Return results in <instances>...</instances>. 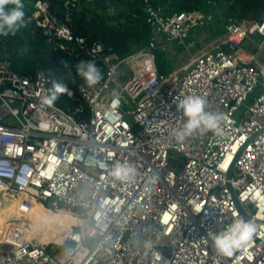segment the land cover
I'll list each match as a JSON object with an SVG mask.
<instances>
[{"label": "built area", "instance_id": "built-area-1", "mask_svg": "<svg viewBox=\"0 0 264 264\" xmlns=\"http://www.w3.org/2000/svg\"><path fill=\"white\" fill-rule=\"evenodd\" d=\"M143 2L150 38L124 58L73 35L67 11L79 0L64 1V21L48 0H34L24 18L54 50L103 66L94 86L76 75L86 119L41 102L48 75L14 71L0 59V192L75 220L59 243L38 241L24 222L7 226L0 264H264V10L252 22L228 19L224 38L206 31L185 42L210 17L165 14ZM204 39L212 47L183 70L158 72L155 51L170 54L177 41L189 53ZM188 95L223 114L219 134L176 140L185 119L177 103ZM118 160L130 161L135 174L113 177ZM236 213L257 231L228 260L208 232Z\"/></svg>", "mask_w": 264, "mask_h": 264}, {"label": "trees", "instance_id": "trees-1", "mask_svg": "<svg viewBox=\"0 0 264 264\" xmlns=\"http://www.w3.org/2000/svg\"><path fill=\"white\" fill-rule=\"evenodd\" d=\"M50 11L64 21L65 0H48ZM160 5L165 14L172 12L201 10L210 17L207 31L217 38H224L223 24L228 19L236 22H252L264 10L263 0H149ZM34 0H22L24 18L30 14ZM15 7L5 5L6 9ZM143 0H79L75 9L67 11L69 27L73 35L85 39V45L102 43L108 53L124 58L144 46L150 38L151 29L145 22ZM173 49V48H172ZM170 54L155 51L154 61L158 72L168 73ZM0 59L11 63L14 71L41 73L54 81L68 85L72 96L61 94L55 106L82 119L88 117L87 105L80 100L75 65L81 61H92L83 54L77 57L56 51L46 44L40 29L24 23L14 35L0 36ZM103 73L104 68L95 62Z\"/></svg>", "mask_w": 264, "mask_h": 264}, {"label": "clouds", "instance_id": "clouds-1", "mask_svg": "<svg viewBox=\"0 0 264 264\" xmlns=\"http://www.w3.org/2000/svg\"><path fill=\"white\" fill-rule=\"evenodd\" d=\"M14 4L15 7L6 9L5 5ZM24 25V11L22 0H0V36L14 35ZM76 72L81 76L85 84L94 86L103 77L94 61L81 60L75 65ZM61 94L72 95L68 85L59 81H54L52 88L42 97V103L49 107H54L56 100ZM177 109L182 112L184 122L174 135L177 141H184L186 138L199 132H221L220 124L224 119L223 114L207 110V101L203 96L188 95L180 99ZM41 128H48L49 125L41 122ZM136 172L135 166L128 160L116 161L112 169V175L119 180H127ZM203 204L196 209L199 212ZM231 223L226 224L222 229L215 232H208V237L212 240L217 253L224 257H231L239 249H246L252 240L253 234L257 231L254 220L245 221L238 213ZM251 258V257H250Z\"/></svg>", "mask_w": 264, "mask_h": 264}, {"label": "bare ground", "instance_id": "bare-ground-1", "mask_svg": "<svg viewBox=\"0 0 264 264\" xmlns=\"http://www.w3.org/2000/svg\"><path fill=\"white\" fill-rule=\"evenodd\" d=\"M18 222L27 223L31 235L38 241L56 243L75 224L68 211L51 212L39 204H32L24 197L10 198L0 192V229ZM30 222L35 224L30 226Z\"/></svg>", "mask_w": 264, "mask_h": 264}, {"label": "rangeland", "instance_id": "rangeland-1", "mask_svg": "<svg viewBox=\"0 0 264 264\" xmlns=\"http://www.w3.org/2000/svg\"><path fill=\"white\" fill-rule=\"evenodd\" d=\"M207 31V27L205 28H194L193 30L190 31L189 35H188V39H190L191 37L194 36H198L203 32ZM209 44H205L207 46H203L201 44H197V46H195L193 49L190 50L189 53H187V51L180 49L179 53L178 52V48H179V44L177 41H172L170 42V45L173 49H171V56L169 57L170 61V68L171 71H181L183 70L186 66H188L190 59L199 51H201L202 49H204L203 47L207 48V47H212L211 44L212 42H208ZM177 51V52H175ZM25 223V222H24ZM27 224V223H26ZM35 223L30 222V226H33ZM3 233H4V228L1 227L0 229V240L3 238Z\"/></svg>", "mask_w": 264, "mask_h": 264}, {"label": "water", "instance_id": "water-1", "mask_svg": "<svg viewBox=\"0 0 264 264\" xmlns=\"http://www.w3.org/2000/svg\"><path fill=\"white\" fill-rule=\"evenodd\" d=\"M236 25H237V23H236ZM227 48H229L230 50L232 49L230 46H227ZM9 104H10V105H15L16 103H15L13 100H10V101H9ZM249 208L252 210V207H249ZM241 216H242V218H243L245 221L248 220V218H247V216H246L245 214L242 213ZM71 246H73V244H71ZM237 251H238V250H237ZM237 251H235L231 257H228V260H231V259L234 257V255L236 254Z\"/></svg>", "mask_w": 264, "mask_h": 264}, {"label": "crops", "instance_id": "crops-1", "mask_svg": "<svg viewBox=\"0 0 264 264\" xmlns=\"http://www.w3.org/2000/svg\"><path fill=\"white\" fill-rule=\"evenodd\" d=\"M205 34H206V32H205ZM191 39H192V37H191L190 39L187 38V40H186L185 42H190ZM199 41H200V40H199ZM208 42H209V41H207V40L204 39V40H202V41H201L200 43H198V44H201V45L204 44L203 46H207V45H205V44H209ZM203 48H205V47H203ZM180 49H181V48L179 47V48H178V52H177V51H175V52L179 53V52H180V51H179ZM203 51H204V50H203Z\"/></svg>", "mask_w": 264, "mask_h": 264}]
</instances>
